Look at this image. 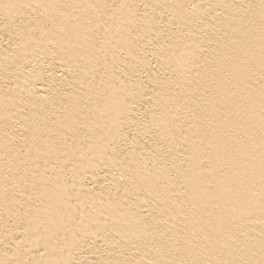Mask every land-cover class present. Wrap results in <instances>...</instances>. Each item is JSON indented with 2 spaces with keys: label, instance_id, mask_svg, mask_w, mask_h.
Segmentation results:
<instances>
[{
  "label": "bare ground",
  "instance_id": "bare-ground-1",
  "mask_svg": "<svg viewBox=\"0 0 264 264\" xmlns=\"http://www.w3.org/2000/svg\"><path fill=\"white\" fill-rule=\"evenodd\" d=\"M0 264H264V0H0Z\"/></svg>",
  "mask_w": 264,
  "mask_h": 264
}]
</instances>
